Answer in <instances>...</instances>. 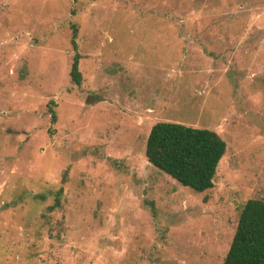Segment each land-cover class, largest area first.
I'll list each match as a JSON object with an SVG mask.
<instances>
[{
	"label": "rangeland",
	"instance_id": "374dc122",
	"mask_svg": "<svg viewBox=\"0 0 264 264\" xmlns=\"http://www.w3.org/2000/svg\"><path fill=\"white\" fill-rule=\"evenodd\" d=\"M159 121L226 141L212 188L147 161ZM251 198L264 0H0V262L222 264Z\"/></svg>",
	"mask_w": 264,
	"mask_h": 264
},
{
	"label": "trees",
	"instance_id": "16d2710c",
	"mask_svg": "<svg viewBox=\"0 0 264 264\" xmlns=\"http://www.w3.org/2000/svg\"><path fill=\"white\" fill-rule=\"evenodd\" d=\"M71 46L74 50L70 77L81 84L80 55L77 52V26L71 25ZM49 102L50 122L57 120ZM226 141L214 130L177 122L159 121L152 125L145 143L147 161L181 185L196 192L213 187L219 161L226 152ZM62 188L55 192L53 210L60 204ZM0 264H5L0 262ZM222 264H264V201L248 199L239 215L237 226Z\"/></svg>",
	"mask_w": 264,
	"mask_h": 264
}]
</instances>
